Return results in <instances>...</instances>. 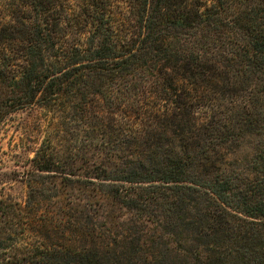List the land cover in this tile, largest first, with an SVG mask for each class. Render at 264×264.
Segmentation results:
<instances>
[{
	"label": "trees",
	"instance_id": "obj_1",
	"mask_svg": "<svg viewBox=\"0 0 264 264\" xmlns=\"http://www.w3.org/2000/svg\"><path fill=\"white\" fill-rule=\"evenodd\" d=\"M13 1L0 123L52 108L98 157L40 149L65 177L0 198V264H264V0Z\"/></svg>",
	"mask_w": 264,
	"mask_h": 264
},
{
	"label": "rangeland",
	"instance_id": "obj_2",
	"mask_svg": "<svg viewBox=\"0 0 264 264\" xmlns=\"http://www.w3.org/2000/svg\"><path fill=\"white\" fill-rule=\"evenodd\" d=\"M49 1H55L56 4L66 3L68 7L73 8L82 6L84 2V0ZM11 2L14 1L0 0L2 15L7 13L6 6ZM110 2L114 9H123L121 0H110ZM76 123L77 121H67L57 110L37 105L8 115L0 123V198L25 203L28 195L27 177H65L60 173L53 175L43 173V176L32 174V160L42 147L44 153L54 157L64 159L72 154L77 159L76 165L79 167H82L83 163L86 165L94 161L98 156L96 151L88 148L91 140L84 141L82 132L79 138L73 135L76 134L74 130ZM82 171L78 169L68 177L89 175ZM31 235L32 238L36 236L35 232Z\"/></svg>",
	"mask_w": 264,
	"mask_h": 264
}]
</instances>
